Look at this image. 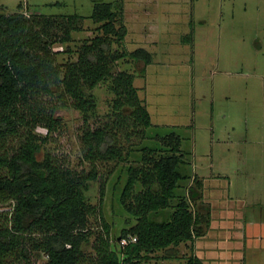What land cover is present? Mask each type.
I'll list each match as a JSON object with an SVG mask.
<instances>
[{
  "label": "rangeland",
  "instance_id": "1",
  "mask_svg": "<svg viewBox=\"0 0 264 264\" xmlns=\"http://www.w3.org/2000/svg\"><path fill=\"white\" fill-rule=\"evenodd\" d=\"M103 2L112 3L113 10L121 8L126 50L145 48L150 52L149 64L127 58L119 60L115 70L133 73V84L152 124L143 130L133 128L129 108L124 109L125 121L113 122L110 81L99 83L91 91L94 108L87 113L74 108L54 111L60 122L48 135L38 158L49 153L58 165L71 171L87 173L94 169L97 173L85 192L94 211L88 217L90 233L82 244L78 264L98 263L97 245L103 235L100 214L109 225L113 246L117 237L137 222L120 202L128 168L150 167L144 164V149L152 150L157 159L170 153L166 144L170 134L181 140L184 162L180 171L186 176L176 189L177 195L185 198L192 210L201 209L194 205L202 197L201 186L204 182L216 184L221 191L218 196L224 193L225 197L248 201L246 210L258 217L257 230L264 233V205L261 211L258 206L264 203V0H0V12L71 16L83 26L73 32L70 45L75 47L96 27L90 17ZM66 57L65 53L57 54L56 59L61 62ZM42 99L41 107L47 111L55 105L54 99ZM97 127H105L114 136L113 145L121 150L122 158L93 162L85 158L88 146L83 142V132ZM18 138L9 140V153L17 150ZM93 151L96 153L95 148ZM5 174L0 168V176ZM141 189L135 185V191ZM218 192L207 194L216 197ZM176 202L171 200L169 207L150 213V218L169 219ZM12 207L11 200H0V228L11 225ZM227 224L213 222L214 227ZM219 231L213 229L212 233ZM186 241L174 250L175 246L157 250L142 263L157 264L156 259L162 256L188 255ZM31 243L25 239L26 255H20L19 248L6 258V264H47L46 254L31 249ZM215 246L209 258L217 255ZM174 263L184 264L179 260ZM249 264L260 263L253 260Z\"/></svg>",
  "mask_w": 264,
  "mask_h": 264
},
{
  "label": "trees",
  "instance_id": "2",
  "mask_svg": "<svg viewBox=\"0 0 264 264\" xmlns=\"http://www.w3.org/2000/svg\"><path fill=\"white\" fill-rule=\"evenodd\" d=\"M90 18L96 27L72 47L73 32L83 26L71 16L0 12V168L6 170L0 176V200L13 202L11 225L0 228V264H6V258L19 248V254L26 255L29 250L23 243L27 238L32 241L31 249L46 254L47 264H78L82 257V244L90 233L88 217L94 211L85 192L97 173L94 169L71 171L58 165L49 153L38 158L48 135L60 122L54 115L57 108L87 113L94 108L91 91L110 81L113 122L125 121L124 109L129 108L133 128L143 130L152 124L133 84V73L115 70L116 63L127 58L149 64L150 52L145 48L128 52L124 47L126 27L121 8L116 11L112 3L103 2ZM64 53L66 59L58 62L57 54ZM43 97L56 100L48 111L41 107ZM15 137H19L18 148L9 153L7 144ZM113 141L105 127L86 129L85 158L91 162L122 158ZM166 144L170 153L158 159L152 150L144 149L143 161L150 167L128 168L120 202L137 222L117 237L114 246L109 225L100 214L103 235L97 245V264H143L149 254L192 240L196 234L199 216L176 192L186 178L180 171L184 162L181 140L170 134ZM136 184L142 189L135 191ZM100 194L103 196V187ZM173 199L177 202L169 219L150 218V213L166 209ZM127 235L136 240L121 247L118 240ZM188 264L201 263L190 257Z\"/></svg>",
  "mask_w": 264,
  "mask_h": 264
},
{
  "label": "crops",
  "instance_id": "3",
  "mask_svg": "<svg viewBox=\"0 0 264 264\" xmlns=\"http://www.w3.org/2000/svg\"><path fill=\"white\" fill-rule=\"evenodd\" d=\"M226 177L228 179V175ZM218 188L216 184L207 185L205 182L200 188L202 197L194 202V205L201 208L194 209L199 216L197 231L192 240L186 241L189 243L190 253L183 257L176 254L162 256L156 259L157 264H175L177 260L187 264L190 257H196L201 264H247V262L249 264V261L253 260H257L260 264L264 263V233L257 230L258 217L246 210V206H249L248 201L237 196L225 197L224 193L218 196L221 192H218L220 190ZM215 190L218 192L217 196L209 197L207 192ZM225 190L228 191L229 187ZM263 205L264 203L258 204L260 211ZM216 220L219 223L225 221L228 224L214 227L213 222ZM213 229H220V231L215 235L212 233ZM214 245L218 251L213 259V256L209 258L208 253H213ZM178 246L173 247V250Z\"/></svg>",
  "mask_w": 264,
  "mask_h": 264
},
{
  "label": "built area",
  "instance_id": "4",
  "mask_svg": "<svg viewBox=\"0 0 264 264\" xmlns=\"http://www.w3.org/2000/svg\"><path fill=\"white\" fill-rule=\"evenodd\" d=\"M136 240V237L133 236V235H127V236H124V237H121L119 240H118V243L121 247L127 245L129 242H134Z\"/></svg>",
  "mask_w": 264,
  "mask_h": 264
}]
</instances>
